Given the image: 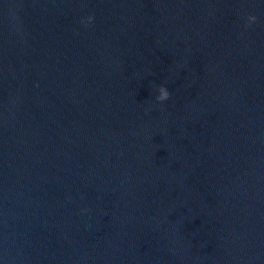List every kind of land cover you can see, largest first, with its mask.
<instances>
[{
    "label": "water",
    "instance_id": "95a60500",
    "mask_svg": "<svg viewBox=\"0 0 264 264\" xmlns=\"http://www.w3.org/2000/svg\"><path fill=\"white\" fill-rule=\"evenodd\" d=\"M0 264H264V0H0Z\"/></svg>",
    "mask_w": 264,
    "mask_h": 264
},
{
    "label": "clouds",
    "instance_id": "9594fccd",
    "mask_svg": "<svg viewBox=\"0 0 264 264\" xmlns=\"http://www.w3.org/2000/svg\"><path fill=\"white\" fill-rule=\"evenodd\" d=\"M93 17L89 16L87 19V23H91L92 22ZM249 22H253L254 21V17H249ZM82 23H84V21H82ZM169 92L167 91V89L163 86L158 88V95L156 96V100L157 102H163L167 99H169Z\"/></svg>",
    "mask_w": 264,
    "mask_h": 264
}]
</instances>
